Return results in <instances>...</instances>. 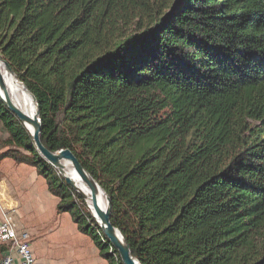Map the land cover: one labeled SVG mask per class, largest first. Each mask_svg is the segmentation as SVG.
<instances>
[{"label": "trees", "instance_id": "obj_1", "mask_svg": "<svg viewBox=\"0 0 264 264\" xmlns=\"http://www.w3.org/2000/svg\"><path fill=\"white\" fill-rule=\"evenodd\" d=\"M0 56L37 100L43 144L98 181L141 264H264V0H0ZM0 121V161L35 167L123 264L1 100Z\"/></svg>", "mask_w": 264, "mask_h": 264}, {"label": "crops", "instance_id": "obj_2", "mask_svg": "<svg viewBox=\"0 0 264 264\" xmlns=\"http://www.w3.org/2000/svg\"><path fill=\"white\" fill-rule=\"evenodd\" d=\"M7 135L0 121V142ZM59 202L35 167L10 157L0 161V205L13 215L19 230L31 234L38 264H109L91 237L79 231L72 215L58 212ZM40 241H46L47 255Z\"/></svg>", "mask_w": 264, "mask_h": 264}, {"label": "water", "instance_id": "obj_3", "mask_svg": "<svg viewBox=\"0 0 264 264\" xmlns=\"http://www.w3.org/2000/svg\"><path fill=\"white\" fill-rule=\"evenodd\" d=\"M3 64L5 66L6 72L12 74L16 79L17 77L12 67L8 63V61H6L3 57L0 56V87L6 91L3 69L1 68ZM24 87L27 89L25 85ZM30 94L32 95L36 106V114L33 117L27 115L24 111H22L19 107H17V105L13 103V101L9 98L7 94L0 95V100L7 106V108L10 111H12L20 119V121L32 134L36 149L39 151L42 157L46 161H48L52 166H54L59 171V173L65 178L66 182L69 185H71L83 197L85 201H87V195L85 191L81 190L76 185L74 179L69 175H67L65 172L66 162H70L72 164L76 173L83 179L85 184L90 188L92 193L91 201L93 203V208H94L93 215L96 218L97 222L99 223L100 227L103 229L105 235L112 243V245L117 249L118 253L121 256L123 264H141L140 261L133 256L131 252V248L127 243V241L125 240L122 233L120 232V230L113 225L111 219L112 216L111 198L101 187L98 181L85 169V167L81 164L77 156L70 149H62L53 152L43 144L41 140L42 124L39 115L38 103L35 96L31 92ZM29 126H31L32 128H30ZM101 190L106 194L107 203H108L105 211L101 210L99 205V195Z\"/></svg>", "mask_w": 264, "mask_h": 264}, {"label": "built area", "instance_id": "obj_4", "mask_svg": "<svg viewBox=\"0 0 264 264\" xmlns=\"http://www.w3.org/2000/svg\"><path fill=\"white\" fill-rule=\"evenodd\" d=\"M31 241V234L19 230L13 215L0 205V243L8 247L0 264H38Z\"/></svg>", "mask_w": 264, "mask_h": 264}, {"label": "bare ground", "instance_id": "obj_5", "mask_svg": "<svg viewBox=\"0 0 264 264\" xmlns=\"http://www.w3.org/2000/svg\"><path fill=\"white\" fill-rule=\"evenodd\" d=\"M3 69L6 91L0 87V95L7 94L9 98L13 101L17 107H19L22 111H24L27 115L33 117L36 114V106L30 92L24 87V85L17 80L12 74L5 71L4 64L1 66ZM32 128L31 126H29ZM65 172L67 175L72 177L76 183V185L83 191H85L87 195V205L90 207L92 214H94L93 203L91 201V190L85 184L83 179L76 173L72 164L70 162H66ZM99 205L101 210L105 211L107 208V198L106 194L101 190L99 195Z\"/></svg>", "mask_w": 264, "mask_h": 264}, {"label": "rangeland", "instance_id": "obj_6", "mask_svg": "<svg viewBox=\"0 0 264 264\" xmlns=\"http://www.w3.org/2000/svg\"><path fill=\"white\" fill-rule=\"evenodd\" d=\"M90 208V207H89ZM46 242V241H45ZM44 241H40V246H41V248L45 251V255H47V253H46V250H45V248H44V243H45ZM5 254H6V249L5 250H0V259L1 258H3L4 256H5ZM44 255V256H45ZM46 259H47V257H45ZM46 264H51V262L49 261V263H47V261H46Z\"/></svg>", "mask_w": 264, "mask_h": 264}]
</instances>
